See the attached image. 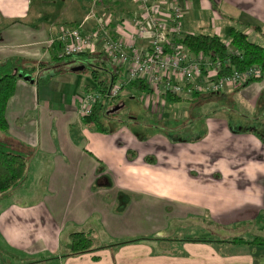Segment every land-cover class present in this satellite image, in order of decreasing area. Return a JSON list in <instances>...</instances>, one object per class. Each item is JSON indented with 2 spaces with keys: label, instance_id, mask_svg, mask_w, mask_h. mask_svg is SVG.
Masks as SVG:
<instances>
[{
  "label": "crops",
  "instance_id": "0c3cea01",
  "mask_svg": "<svg viewBox=\"0 0 264 264\" xmlns=\"http://www.w3.org/2000/svg\"><path fill=\"white\" fill-rule=\"evenodd\" d=\"M163 4L181 8L186 34L227 38L236 28L264 42V0ZM135 6L133 0H0V62L49 61L65 28L92 30L90 14L109 17L126 36L120 23ZM38 81L19 79L5 110L8 143L25 151L28 163L24 179L0 195L14 190L0 201V252L37 264H264V244L227 243L264 241L263 131H234L224 119L207 117L202 133L188 140L140 136L122 124L113 128L111 120L110 130L101 120L100 132L77 110L83 94L98 92L87 74ZM258 88L253 82L225 97L243 102L252 117ZM123 92L138 95L129 87ZM27 183L35 185L30 192ZM77 232L91 233L94 246H106L100 242L107 234L148 243L67 255L69 235Z\"/></svg>",
  "mask_w": 264,
  "mask_h": 264
},
{
  "label": "built area",
  "instance_id": "2783aa9c",
  "mask_svg": "<svg viewBox=\"0 0 264 264\" xmlns=\"http://www.w3.org/2000/svg\"><path fill=\"white\" fill-rule=\"evenodd\" d=\"M115 1L94 0V3L111 5ZM133 1L136 6L131 17L120 23L128 29L129 36L112 28L109 17L91 14L95 19L91 31H83L80 25L72 26L54 40L60 44L57 58L99 51L122 73L123 77L104 94L106 100L117 98L123 88L138 82L149 88L148 97L164 100L166 95L179 98L225 95L264 77L259 65L240 70L228 59L223 61L215 54L187 49L182 44L186 33L182 27L183 11L178 5L166 9L163 0ZM97 46L102 49L97 50ZM227 52L241 56L233 46ZM101 98L98 92L83 94L77 104L79 116L89 118Z\"/></svg>",
  "mask_w": 264,
  "mask_h": 264
},
{
  "label": "trees",
  "instance_id": "16d2710c",
  "mask_svg": "<svg viewBox=\"0 0 264 264\" xmlns=\"http://www.w3.org/2000/svg\"><path fill=\"white\" fill-rule=\"evenodd\" d=\"M228 38L231 45L241 53V56L229 55L224 41L216 35L186 34L182 44L192 52L215 54L223 61L228 59L231 64L240 70L251 65H259L264 73V42L261 45L252 43L244 33L236 28H231ZM59 49L60 44L53 41L50 47L53 54L51 59L46 62L16 57L0 62V195L14 189L24 179L27 170V153L18 147L13 150L11 148L12 142L8 143V123L5 118L7 103L15 93L16 83L19 79L34 78L36 76L39 80L38 83L45 85L51 79L62 74H87L92 82L97 85L98 93L102 95V98L95 104L90 117L86 120L91 122L97 131L105 132L101 122L103 110L106 104L110 105L119 96L109 100H106L103 96L113 83L123 77L122 73L112 65L102 52L57 58L56 51ZM101 76H105V79ZM129 89L140 96L147 95L149 92V88L142 82L131 84ZM125 90L126 88H123L121 93ZM214 96L220 95L196 94L188 99L166 95L163 98L171 103L189 101L190 107H194L209 102L211 98H215ZM227 243L236 246L262 245L264 241L260 238L251 241L233 238ZM108 246L111 247V245H107L101 248L106 249ZM93 247L94 240L91 233H72L68 239L67 255L89 253L93 251Z\"/></svg>",
  "mask_w": 264,
  "mask_h": 264
},
{
  "label": "rangeland",
  "instance_id": "374dc122",
  "mask_svg": "<svg viewBox=\"0 0 264 264\" xmlns=\"http://www.w3.org/2000/svg\"><path fill=\"white\" fill-rule=\"evenodd\" d=\"M88 17L91 18V14ZM80 26L83 28L82 24ZM126 36H129V34ZM221 39L224 41L228 51L229 48L232 47L230 39L228 37ZM248 40L255 44L259 43L257 37L254 36V33H250ZM100 49H102V47L97 46V50ZM57 52L58 51H56V54ZM101 78L105 79V76H101ZM256 83H259L261 88H258V91L256 92V95H258V102L255 104V113H253L254 116L252 117L250 114L243 111L245 108L243 102L241 104H235L234 99L236 97L233 95L228 97H225L226 95L214 96L217 98L216 100L190 107V103L187 101L171 103L166 100H160L159 98H153V96L145 98V96L140 95H135L134 98H131L132 95L130 96L129 93L126 94L123 92L116 100L110 103L112 109H108V104L105 105L101 120L104 122L103 126L106 130L112 128V125L110 124L111 120L113 128L122 124L124 127L138 133L140 136L148 135L150 131L151 135L155 132L157 135L180 140H188L200 135L205 128L207 117L224 119L234 131L239 129H247L250 131L256 129L258 131L261 130L263 131L262 133H264V77ZM244 90V87H242L237 89L236 92L234 91V93H243ZM35 162L36 160L34 163H30L29 168L32 167ZM34 188L35 185H32V183H27V185L24 186V189L28 192ZM13 191L9 192L6 198L11 197L10 199H12ZM6 198L0 199V201L4 202V199ZM105 237L106 238L100 242V245L108 242L115 251H119L122 247L129 245L148 243V238H144L143 236L111 238L110 235L107 234ZM101 250H103L101 246L96 244L93 247V251H90L88 254ZM37 263V261L26 259L22 256H10L0 252V264Z\"/></svg>",
  "mask_w": 264,
  "mask_h": 264
},
{
  "label": "water",
  "instance_id": "95a60500",
  "mask_svg": "<svg viewBox=\"0 0 264 264\" xmlns=\"http://www.w3.org/2000/svg\"><path fill=\"white\" fill-rule=\"evenodd\" d=\"M24 79H25V80H29V78H28V77H25Z\"/></svg>",
  "mask_w": 264,
  "mask_h": 264
}]
</instances>
